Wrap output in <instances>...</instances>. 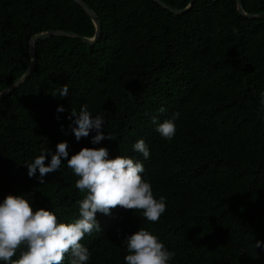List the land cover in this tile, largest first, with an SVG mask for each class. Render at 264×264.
<instances>
[{
	"label": "trees",
	"instance_id": "1",
	"mask_svg": "<svg viewBox=\"0 0 264 264\" xmlns=\"http://www.w3.org/2000/svg\"><path fill=\"white\" fill-rule=\"evenodd\" d=\"M82 1L100 24L95 42L35 40L33 70L0 99V202L22 195L34 211L74 222L86 193L75 188L79 177L67 162L42 185L38 170L29 178L23 165L42 153L47 165L59 142H67L69 157L104 147L109 159L144 165L141 176L154 198H166V211L155 223L119 206L97 213L100 231L80 241L87 264H125L123 240L139 228L175 252L169 264H264V248L254 247L264 243V15H239L235 0H193L182 13L153 0ZM161 1L175 9L188 3ZM241 7L262 12L264 0H241ZM48 30L90 37L94 28L74 0H0V90L27 67L28 39ZM83 104L103 117L102 131L114 140L92 144L94 131L76 140L70 113ZM173 113L179 118L168 141L151 118L162 123ZM139 139L147 159L133 150Z\"/></svg>",
	"mask_w": 264,
	"mask_h": 264
},
{
	"label": "clouds",
	"instance_id": "2",
	"mask_svg": "<svg viewBox=\"0 0 264 264\" xmlns=\"http://www.w3.org/2000/svg\"><path fill=\"white\" fill-rule=\"evenodd\" d=\"M57 91L60 97L68 95L67 85ZM261 98L264 104V93ZM62 111L63 107L58 106L57 112ZM70 115L75 117L76 127L72 132L76 140L88 137L92 131L95 132L92 144L104 139L114 140L102 131L103 117H92L87 104L81 105L78 112L73 109ZM178 118L179 113H173L171 119L162 123H157L155 117L151 122L163 139L171 141L176 132L174 121ZM67 148V142H59L47 165L45 153H42L23 166L27 168L29 178L38 170L42 185L44 176L57 172L62 160L66 161L67 167L79 177L75 188L86 193L78 201L79 218L71 223H60L51 211L42 208L34 211L22 195L5 196L0 202V261L5 264H63L66 254H70V264H87L90 252L80 241L86 234L100 231L97 213L108 215L111 209L119 206L125 210H140L146 221L155 223L166 211V198H154L151 184L142 178L145 169L141 162L120 155L109 159L108 149L104 147L81 148L69 157ZM133 150L145 159L150 155L143 139L133 144ZM123 241L128 252L124 257L125 264H169L175 256L174 251H169L156 235L144 228L127 235ZM254 247L264 248V243L256 241ZM18 250L19 258L13 260Z\"/></svg>",
	"mask_w": 264,
	"mask_h": 264
},
{
	"label": "water",
	"instance_id": "3",
	"mask_svg": "<svg viewBox=\"0 0 264 264\" xmlns=\"http://www.w3.org/2000/svg\"><path fill=\"white\" fill-rule=\"evenodd\" d=\"M153 1H155L161 7L171 12L182 13L190 8L193 0H188L187 5L180 9L171 8L165 5L161 0H153ZM74 2L89 16L93 24V28H94L92 36L85 37V36L78 35L72 31H63V30H48V31H42V32L32 35L27 41V50H28L29 57H30L29 63L27 67L25 68V70L23 71V73L16 80H14L4 89L0 90V99L5 97L7 94H9L14 89H16L19 85H21L24 82V80L29 76L31 71L33 70L34 65H35L33 42L35 40L45 39L51 36L64 35V36H70V37L77 38L86 44H92L93 42H95V40L97 39L100 33V24L96 18V15L93 13L91 9H89V7L82 0H74ZM235 7L239 15H242L247 18H256V17L264 15V10L262 12H257V13H245L241 7V0H235Z\"/></svg>",
	"mask_w": 264,
	"mask_h": 264
}]
</instances>
